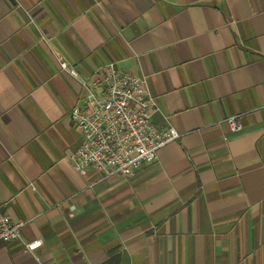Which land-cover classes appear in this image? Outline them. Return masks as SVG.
Instances as JSON below:
<instances>
[{
    "label": "crops",
    "instance_id": "obj_1",
    "mask_svg": "<svg viewBox=\"0 0 264 264\" xmlns=\"http://www.w3.org/2000/svg\"><path fill=\"white\" fill-rule=\"evenodd\" d=\"M63 61L146 77L181 138L132 178L82 177ZM0 212L43 239L0 264H264V0H0Z\"/></svg>",
    "mask_w": 264,
    "mask_h": 264
},
{
    "label": "built area",
    "instance_id": "obj_2",
    "mask_svg": "<svg viewBox=\"0 0 264 264\" xmlns=\"http://www.w3.org/2000/svg\"><path fill=\"white\" fill-rule=\"evenodd\" d=\"M62 68L79 77L83 90L71 111L83 141L70 157L82 177L95 173L99 181L132 178L144 165L156 162L161 149L181 138L172 125L154 123L161 109L146 77L125 73L114 62L81 78L67 62H62ZM225 123L233 133L245 129L238 115L228 117ZM27 223L0 212V243L21 242L26 251L34 253L43 239L25 242L22 230Z\"/></svg>",
    "mask_w": 264,
    "mask_h": 264
}]
</instances>
